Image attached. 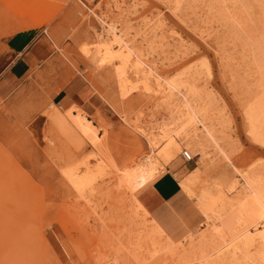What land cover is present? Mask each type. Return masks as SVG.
Wrapping results in <instances>:
<instances>
[{
    "label": "rangeland",
    "instance_id": "1",
    "mask_svg": "<svg viewBox=\"0 0 264 264\" xmlns=\"http://www.w3.org/2000/svg\"><path fill=\"white\" fill-rule=\"evenodd\" d=\"M104 23L122 30L154 80L181 87L174 104L198 110V120L179 124L186 139L176 138V155L142 135L170 122V98L146 95L140 84L123 93V62L93 58ZM24 32L40 34L45 55L0 94V264H264L258 236L234 252L201 204L236 198L230 209L218 201L233 222L239 194H252L245 178L264 187V127L253 119L264 102V0H0V80L14 60L10 41ZM139 156L188 168L178 178L195 230L179 238L152 216L150 185L136 193L150 214L133 211L114 176ZM89 165L99 172L94 183L73 188L67 172ZM255 203L243 223L260 232L264 206ZM154 242L163 251L151 259Z\"/></svg>",
    "mask_w": 264,
    "mask_h": 264
},
{
    "label": "bare ground",
    "instance_id": "2",
    "mask_svg": "<svg viewBox=\"0 0 264 264\" xmlns=\"http://www.w3.org/2000/svg\"><path fill=\"white\" fill-rule=\"evenodd\" d=\"M104 24L105 25L103 27V30L101 33L98 34V37L96 40V43H97V50L96 51H97V53L93 54L95 56L93 58L96 59V61L100 65H105L107 63H111V65H112V63L116 62L117 60H120L123 62L122 64H124V65L122 66L120 63V65L122 67L118 68V75H120V77H118V79H119L118 82H119L120 90L122 92L127 90L128 85L136 86V85L140 84L142 86V90L144 91V94H146V95H151L153 97L159 96L161 98H167V97L170 98V100L172 101V102H169V104H168L169 106L172 107L170 122L167 124H162V125L159 124L160 126H158L156 129L151 128L150 131L149 130H147V131L142 130V135H144V137L150 142V144L155 149L160 150L161 148H166V149H168V152L172 156L176 155L180 151V147L177 144L178 140H176V138L181 137L183 139H186V136H185L186 133H184L185 131L181 132L183 130V127H181L179 124L184 122V118L189 119V120L191 119L192 121L198 120V116H199L198 112H197L198 110L196 109V111H195L193 109V107L190 105V103L188 101H185V100H182L179 103L180 105L174 104L173 98L177 96V93H176L177 91H175V90L180 91L181 87L179 85H176L175 83H169V86L166 87L163 85L162 82L154 80V78L152 77V69H150V67L147 66L145 64V62L143 63V61H141V63H140V60L134 59V57H135L134 49H133V47L130 46L129 41L123 35L122 30H120L116 24H109V23H104ZM88 51L89 50H87V52ZM87 55H89V54H87ZM91 57H92V55H91ZM126 66L130 67V74H128V75H130V77H132V79L127 78V73H129V72H128V69L126 68ZM126 69H127V72H126ZM116 72H117V70H116ZM133 79L135 80V82L130 81ZM172 104H174V105H172ZM263 118H264V102L261 104V106L253 114V119H254L255 123L261 124V127L262 126L264 127V119ZM198 130L203 131L205 133L206 137H209L210 139L213 138L211 129H209L206 125H203V127H201V126L198 127ZM161 152L163 153V151H161ZM131 160H132L131 163H127L118 172H116V174L114 176L116 186L118 189L121 188L123 193H126V196H127V193L130 194L129 198H126V200H128L129 204L131 205L133 211L136 214L141 213L143 215H149L150 212L148 211L146 204L143 203L138 198L136 193L143 191L145 188H147L149 185H151L153 182H155L157 179H159L162 176V174H164L166 166L161 165L159 160L156 159L155 156H146V157L139 156L136 158H132ZM162 163H163V161H162ZM165 163H166V161H164L163 164H165ZM89 167H90V165H89ZM76 168L80 169V167H76ZM91 168L92 167H90V170H85V171L83 170V172L82 171L77 172L78 171V169H77L76 173H74L75 172L74 171L71 174L68 171L67 174L65 175L66 180L75 189L78 187H80V188L90 187L94 183V181L96 180L97 175L99 174V172L97 174H95V171H91ZM83 169H84V167H83ZM94 169H96V168H94ZM97 169H98L97 171H100V167L99 168L97 167ZM100 175H102V174H100ZM259 175H261V174L259 173ZM261 176H263V175H261ZM253 178H251V176L245 178V183L248 186L247 188H249L248 190H250V193H252V194L250 195L246 191H242L241 194H239V195L244 196L245 201L241 200L242 197L240 198V201L238 202V205H240L239 206L240 208L238 207L239 209L237 208V211L238 210H242V211L238 212V214H237L238 217H236L233 222H229L230 219H228V216H226V215H224L226 219L223 218V214L220 213V211H219L220 208L218 207L219 206L218 201H220L221 206L222 207L224 206V208H225V206H227V207L232 206L234 204V201L236 200V198L226 199L224 197L223 200L221 201V199L215 200V199H213V197L210 196L208 198L207 197L202 198V199H204V200L201 199L202 203L199 201L201 204H204L202 206H204V208L206 207L207 210H209L208 212L212 214L211 218L213 216V219L216 222V224L220 223L221 225H224V227L227 229V230L225 229L226 230L225 232H227V233L224 235H226V237H230V238L232 237V241L238 240L236 242L237 243L236 245H234L233 243L231 244L232 241H230V242L227 241L229 243L226 245V247L233 249L234 252H236V250L234 248H236L237 250L240 249V247L238 245H242L246 248L250 247L251 244L254 242V240H256L255 238L257 236L259 237L258 240H260V243L263 244V246H264V228L261 230L262 227H260L259 229H257V231L258 230H261V231L256 232L255 231L256 229L253 230L247 224L243 223V222H246L245 220L247 218L246 217V214H247L246 213V207L253 205L256 201L260 202L264 206V187L259 185L260 184L259 179L254 180ZM180 187L182 188V191L184 192V188H183L182 184H180ZM244 189H246V188H244ZM188 195H190V194L188 193ZM219 198H220V196H219ZM237 201L238 200H236V203H237ZM147 202H148V199H147ZM202 206H201V209L203 208ZM253 207H254V205H253ZM229 209H230V207H229ZM232 209H234V208H232ZM204 210L205 209H203V211ZM248 210H249V208H248ZM262 211H264V208ZM206 213H207V211H206ZM259 213H261V212H259ZM235 214L236 213H234V215ZM262 214H264V213L262 212ZM207 215H209V214H207ZM260 216H261V214H260ZM263 217H264V215H263ZM251 226H252V224H251ZM158 237H160V236H158ZM222 237L225 238V236H222ZM166 239H168V237ZM159 240L161 241V239H159ZM229 240H231V239H229ZM239 241H240V244H239ZM150 247H151L150 253H152V255L150 256L151 259H152V257H156L158 254H160V252L163 251L162 246H158L155 242L152 243ZM165 251H164V253H165ZM148 257H149V255H148ZM134 259L136 260V258H134ZM146 261L148 263H150L149 261H151V260L149 259V261L148 260H146ZM137 262H138V260L136 261V263ZM152 264H158V263H157V261H155Z\"/></svg>",
    "mask_w": 264,
    "mask_h": 264
},
{
    "label": "crops",
    "instance_id": "3",
    "mask_svg": "<svg viewBox=\"0 0 264 264\" xmlns=\"http://www.w3.org/2000/svg\"><path fill=\"white\" fill-rule=\"evenodd\" d=\"M30 34L34 33L24 32L10 41V51L13 53L10 54V57L14 60L1 75L0 94L3 96L10 87L26 77L34 65L45 55L44 46L40 42V34H34V37L29 39ZM28 40L31 41L27 42ZM189 172L187 167L174 162L168 165L165 173L144 192L154 200L153 208L150 209L152 216L160 221L167 230L169 228L175 230V235H179V238L196 229H193L195 226L186 216L189 214L190 204L182 192L178 178L181 174L184 176Z\"/></svg>",
    "mask_w": 264,
    "mask_h": 264
},
{
    "label": "built area",
    "instance_id": "4",
    "mask_svg": "<svg viewBox=\"0 0 264 264\" xmlns=\"http://www.w3.org/2000/svg\"><path fill=\"white\" fill-rule=\"evenodd\" d=\"M182 157L186 162H191L194 160V158L190 155V153L187 150H184L182 153Z\"/></svg>",
    "mask_w": 264,
    "mask_h": 264
}]
</instances>
